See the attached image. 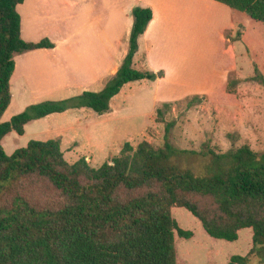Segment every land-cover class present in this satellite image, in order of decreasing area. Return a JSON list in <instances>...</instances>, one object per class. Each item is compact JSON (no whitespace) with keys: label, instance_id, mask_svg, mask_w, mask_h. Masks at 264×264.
<instances>
[{"label":"trees","instance_id":"16d2710c","mask_svg":"<svg viewBox=\"0 0 264 264\" xmlns=\"http://www.w3.org/2000/svg\"><path fill=\"white\" fill-rule=\"evenodd\" d=\"M24 1L0 0V264H178L176 240H192L194 233L180 228L175 209L187 211L213 241L234 243L250 230L248 253L231 256L226 264H264V154L247 145L224 154L210 150L213 169L206 175L175 162L182 152L168 141L170 124L162 148L147 141L135 148L125 143L98 169L85 158L69 164L60 138L4 153L2 140L11 132L23 136L33 121L78 109L107 114L125 85L156 79L133 69L138 39L152 20L149 8L136 7L127 55L102 91L31 105L2 122L12 100L15 57L54 48L47 39H21L17 7ZM212 1L264 25V0ZM199 101L192 97L186 108ZM156 114L163 123L162 111ZM33 189L45 198L36 200Z\"/></svg>","mask_w":264,"mask_h":264},{"label":"rangeland","instance_id":"374dc122","mask_svg":"<svg viewBox=\"0 0 264 264\" xmlns=\"http://www.w3.org/2000/svg\"><path fill=\"white\" fill-rule=\"evenodd\" d=\"M217 6L224 12L217 16L213 6L196 0H187L185 7L176 6L186 11H177L172 17L177 21L184 15L185 25L159 32L154 38L155 46H162L167 56L163 68L155 74H162L159 83L125 85L111 100L112 111L104 115L89 109L68 110L30 124L32 127L23 136L11 132L1 143L4 153L11 156L30 141L60 138L61 151L69 164L85 158L91 168L98 169L118 156L125 143L135 148L147 141L162 148L165 127L170 124L168 141L182 152L175 162L197 175H206L213 169L207 155L210 150L224 154L247 145L264 154V83L260 76L256 79L253 67L264 79V25L240 12L233 18L225 14L230 9ZM52 74L48 68L38 67L30 73L31 83L22 82L12 88V102L2 122H9L31 105L82 93L71 90L65 96L30 95L31 89L46 91L56 79ZM103 87L97 84L88 91L98 93ZM194 96L200 98V103L187 109ZM158 109L163 113V123L157 122ZM32 191L36 200L45 198ZM48 197L53 198L50 193ZM173 217L180 228L194 233L192 240H176L178 264H226L231 256H245L251 248L249 230L242 231L234 243L213 241L184 209L173 210Z\"/></svg>","mask_w":264,"mask_h":264},{"label":"crops","instance_id":"0c3cea01","mask_svg":"<svg viewBox=\"0 0 264 264\" xmlns=\"http://www.w3.org/2000/svg\"><path fill=\"white\" fill-rule=\"evenodd\" d=\"M196 1L213 6L216 16L224 13L212 0ZM186 3L187 0H25L17 7L21 39L27 43L47 39L54 48L16 56L11 91L22 82H29L30 73L43 66L54 72L56 79L41 93L30 87V95L65 96L71 90L83 93L97 84L105 86L107 78L118 71L127 55L132 11L136 7L149 8L152 20L138 39L133 69L156 74L163 68L167 56L162 46H155L154 38L159 32L185 25L184 15L176 21L172 14L184 13L186 9L179 11L176 6L185 7ZM229 13L234 18L236 11L225 14ZM158 77L154 82L161 81ZM35 122L24 127V134Z\"/></svg>","mask_w":264,"mask_h":264},{"label":"water","instance_id":"95a60500","mask_svg":"<svg viewBox=\"0 0 264 264\" xmlns=\"http://www.w3.org/2000/svg\"><path fill=\"white\" fill-rule=\"evenodd\" d=\"M158 76H160V75L158 74Z\"/></svg>","mask_w":264,"mask_h":264}]
</instances>
